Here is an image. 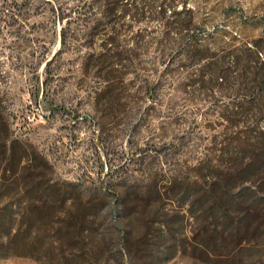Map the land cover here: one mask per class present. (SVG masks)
<instances>
[{
	"label": "rangeland",
	"instance_id": "rangeland-1",
	"mask_svg": "<svg viewBox=\"0 0 264 264\" xmlns=\"http://www.w3.org/2000/svg\"><path fill=\"white\" fill-rule=\"evenodd\" d=\"M257 53L264 0H0V264H264Z\"/></svg>",
	"mask_w": 264,
	"mask_h": 264
},
{
	"label": "trees",
	"instance_id": "trees-1",
	"mask_svg": "<svg viewBox=\"0 0 264 264\" xmlns=\"http://www.w3.org/2000/svg\"><path fill=\"white\" fill-rule=\"evenodd\" d=\"M61 43L62 45L65 43V36L64 34H62L61 36ZM259 55L263 56V61H261L260 66H254L255 69L254 71L250 72V76L252 77V80L255 82L254 84L257 87L256 90V94H255V100L256 101H260L264 98V55L261 53H257L256 57L257 59H259ZM253 67V68H254ZM248 74V73H247ZM261 134H264L263 132ZM258 141V140H257ZM36 154V153H35ZM37 155V154H36ZM35 157H31L28 161L29 162H33ZM43 164L46 165V163L43 161ZM245 173V172H244ZM47 187L43 189L42 194L40 195V203L41 204H45L47 200H51V198L54 196V201L57 203V205L59 206V208L61 207V205L66 202H70L73 201V198H66V197H62L59 198L58 196V191L57 189L54 191V189L57 186V184H50L49 182H46ZM237 197H233L235 200L234 201H229V202H238V203H244L250 198L249 193H238L236 195ZM228 202V201H227ZM218 204L217 201L213 202ZM215 205H211L209 206L207 209V213H212L214 214L215 211ZM4 211L6 213H4V216H6V219L4 221V223H2V221L0 222V238L2 237V232H4V240H6L5 245L7 246V252H15V254H17L18 256H22V250H24V246L21 240V227L18 224L15 228V231L13 230L14 227L13 223H14V218L16 215V211L15 209H10L9 211H6V207L4 208ZM248 211L247 210H243L241 211L240 214V218H239V222H238V226H240L241 228H243L244 230H248L250 227V219L248 218ZM63 225L64 228L66 229H70V225L68 223H65L64 220L60 221ZM3 230V231H2ZM241 230V229H240ZM58 233H56V239H55V243L54 244L58 246L59 249L63 248L62 246V242L61 240L58 238ZM14 250V251H13Z\"/></svg>",
	"mask_w": 264,
	"mask_h": 264
}]
</instances>
